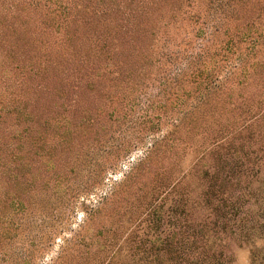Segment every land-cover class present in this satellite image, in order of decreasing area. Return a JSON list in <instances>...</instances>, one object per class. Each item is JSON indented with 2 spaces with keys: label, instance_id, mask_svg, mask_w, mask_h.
I'll return each mask as SVG.
<instances>
[{
  "label": "trees",
  "instance_id": "obj_1",
  "mask_svg": "<svg viewBox=\"0 0 264 264\" xmlns=\"http://www.w3.org/2000/svg\"><path fill=\"white\" fill-rule=\"evenodd\" d=\"M151 60L185 62L171 76L173 90L191 82L202 96L126 179L140 191H165L168 215L180 205L187 214L168 225L157 255L139 260L235 264L234 248L243 245L255 259L264 235V94L243 89L256 66L254 91L264 90V0H0V172L37 131L45 102L70 90L98 100L110 92L105 80L127 89L122 83L134 86ZM138 133L131 143L147 134Z\"/></svg>",
  "mask_w": 264,
  "mask_h": 264
},
{
  "label": "rangeland",
  "instance_id": "obj_2",
  "mask_svg": "<svg viewBox=\"0 0 264 264\" xmlns=\"http://www.w3.org/2000/svg\"><path fill=\"white\" fill-rule=\"evenodd\" d=\"M158 46L168 54L165 43ZM185 66L151 60L134 86L122 83L127 89L110 88L105 80L110 92L98 100L70 90L45 102L37 131L12 149L7 174L0 172V264H147L139 259L160 252L168 225L183 224L187 214L180 205L177 216L168 215V194L160 188L140 191L125 183L152 144L200 100L191 82H177L173 90L171 76ZM255 67L247 74L252 76L243 89L246 97L264 94L254 91ZM120 114L126 116L115 120ZM141 128L147 134L131 143ZM128 142V151L118 156ZM234 249L235 264H264V235L256 242L255 259L248 245Z\"/></svg>",
  "mask_w": 264,
  "mask_h": 264
}]
</instances>
